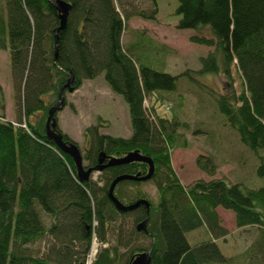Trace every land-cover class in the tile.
Masks as SVG:
<instances>
[{
    "label": "trees",
    "instance_id": "1",
    "mask_svg": "<svg viewBox=\"0 0 264 264\" xmlns=\"http://www.w3.org/2000/svg\"><path fill=\"white\" fill-rule=\"evenodd\" d=\"M57 1L6 0L0 6V49L9 52L18 113V120L6 117L0 85V264H88L95 237L101 244L92 264H131L153 240L150 264H234L237 258L226 257L218 243L229 230L217 208L232 210L238 228L254 227L247 231L257 230L264 240V184L251 188L242 181L215 178V161L201 155L197 165L214 178L184 185L174 170L172 151L180 139L186 141L179 129L188 124L176 114L154 115L155 106L148 108L146 101L176 91L179 79L190 80L192 75L223 73L233 85L237 67L244 82L240 93L209 87L210 94L225 124L254 150L260 162L257 174L264 178V0H179L177 28H207L211 37L192 40L214 50L201 57V69L178 75L154 68L140 41L123 43L132 16L157 19L158 0H151L150 10L134 12L123 3L121 11L116 0H62L71 10L66 28L58 32L56 52L55 32L62 20ZM102 73L128 104L132 134L114 136L103 133L100 124L90 125L83 150L61 129L58 112L66 105L67 91ZM64 86L63 107L55 114L58 136L78 145L85 169L99 165L102 158L108 163L135 152L152 158L155 171L150 179L122 180L114 191L125 205L148 200L149 211L145 204L122 211L109 193L117 177L144 176L149 163L107 166L97 179L93 174L98 171L85 179L72 155L49 136V111ZM150 180L158 189L157 203L142 187ZM128 214L134 218L129 237L123 238L120 227L117 240L111 241L114 222ZM147 218V230H139ZM197 230L204 235L191 243L187 233ZM140 235L149 239L148 246L135 244ZM46 239L49 249L43 251L39 243ZM255 260L264 264V251L255 254Z\"/></svg>",
    "mask_w": 264,
    "mask_h": 264
},
{
    "label": "rangeland",
    "instance_id": "2",
    "mask_svg": "<svg viewBox=\"0 0 264 264\" xmlns=\"http://www.w3.org/2000/svg\"><path fill=\"white\" fill-rule=\"evenodd\" d=\"M5 3L6 0H0L1 7ZM116 3L121 11L123 8L130 12L153 8L151 0H116ZM178 4L179 0H158L159 14L156 20L132 16L127 21L123 33L125 46L132 41H140L147 59H150V64L154 68L175 75L186 70L198 71L201 69V57L214 50V47L192 40L193 36L211 37L207 28L203 31L177 28L180 18L176 13ZM9 57L8 51L0 50V85L6 103V117L10 120H18ZM192 76L194 79L190 80L185 77L180 78L176 91L163 92L158 94L159 96L149 97L146 101L148 108L155 106L154 115L172 117L176 114L188 124L179 129L180 135H183L186 141L183 142L180 139L178 146L172 151L173 167L180 180L188 186L199 179H213L214 177L203 171L196 162L199 156L210 155L218 167L215 178H226L233 183L242 181L251 188L260 187L264 184V178L257 174L260 163L257 155L241 141L235 129L225 124L209 88L219 93H231L233 90L240 93L244 83L241 72L237 67L233 69V85L223 73ZM58 120L63 132L75 140L83 150L87 145L85 128L90 125L100 124L103 133L114 136L130 137L132 134L128 104L121 95L111 90L104 73L94 79L84 80L78 90L66 92V105L59 110ZM184 144L186 146H183ZM261 153L264 154V151ZM99 173L95 172L93 178L97 179ZM142 187L149 193L152 201L157 203L159 193L154 181L145 182ZM219 215L222 225L229 230L226 239L218 240L223 254L226 257L237 258L234 264H257L255 254L264 251V240L261 234H258L257 230H253V233L247 231L255 229L254 227L238 228L236 216L232 210L220 208ZM113 226L116 233L110 236L111 241L117 240L120 227L123 228L122 235L126 240L132 232L134 218L130 214L119 217ZM201 235H204L203 230L187 233L191 243L199 241ZM136 243L148 246L149 239L140 235ZM100 244L95 237L93 249L96 253L93 256L91 251L92 261L88 264L93 263ZM39 247L43 251L48 250L47 239L39 243ZM121 251H125V248L122 247ZM243 254L245 258L241 259Z\"/></svg>",
    "mask_w": 264,
    "mask_h": 264
},
{
    "label": "water",
    "instance_id": "3",
    "mask_svg": "<svg viewBox=\"0 0 264 264\" xmlns=\"http://www.w3.org/2000/svg\"><path fill=\"white\" fill-rule=\"evenodd\" d=\"M56 3H57V7H58L60 13L62 14L61 25L55 32V48H56V52H57L58 42H59L58 32H59V30L66 28L68 16H69L70 10H71V4L64 2L62 0H59ZM71 81L72 80L68 81V83L66 84L67 87L71 85ZM64 90H65V86L61 89V91L59 93L58 104L53 106L49 111V116L47 119V129H48L49 136L56 139V141L58 142V145L64 151H66L67 153L72 155V157H73V159L76 162V165L78 167L80 176L84 177L85 179H87L94 171L99 172L107 166L124 164V163H128V162L135 161V160L144 161V162L149 163L150 170L146 175H144V176H139V175H122V176H119L112 183V186H111L110 192H109L110 196L112 197L116 206L122 211H128V210L135 209L142 204H145L148 208V211H149L150 202L148 200L143 199V200L137 201L136 203H133L130 205H125L114 196V191H115L116 185L122 180L146 181V180L150 179L153 176L154 171H155V164H154L153 159L150 157L142 156L140 153L135 152V153H130V154H128L124 157H121V158H115L114 157L112 159H109L108 163H104V158H102L100 160L99 165L95 166L94 168L85 169L84 165H83V156H82V153H81L78 145L75 143H67L62 138H60V136H58L57 132L55 131L56 125H57L55 114L58 112V110L60 108L63 107V92H64ZM147 223H148V218L144 221V223H141L138 226V229L139 230H147ZM154 244H155V242L153 240V244H152L151 248L146 252L140 253L137 257H135L133 259L131 264H150L151 263V253H152V250L154 248Z\"/></svg>",
    "mask_w": 264,
    "mask_h": 264
},
{
    "label": "built area",
    "instance_id": "4",
    "mask_svg": "<svg viewBox=\"0 0 264 264\" xmlns=\"http://www.w3.org/2000/svg\"><path fill=\"white\" fill-rule=\"evenodd\" d=\"M91 251H92V253H93V256H94V254L96 253V250L92 248V250H91ZM90 255H91V254H90ZM93 256H92V257H93ZM89 261H90V262L92 261V259H90V256H89L88 263H89Z\"/></svg>",
    "mask_w": 264,
    "mask_h": 264
},
{
    "label": "crops",
    "instance_id": "5",
    "mask_svg": "<svg viewBox=\"0 0 264 264\" xmlns=\"http://www.w3.org/2000/svg\"><path fill=\"white\" fill-rule=\"evenodd\" d=\"M0 50H2V49H0ZM4 51H6V50H4ZM11 109H12V106H11ZM7 115H8V113H7ZM220 208H222V207H218V208H217L218 213H219V209H220ZM230 214H231V213H230ZM234 214H235V213H234ZM235 216H236V214H235ZM223 226H224V225H223ZM224 227H226V226H224ZM226 228H227V227H226Z\"/></svg>",
    "mask_w": 264,
    "mask_h": 264
},
{
    "label": "bare ground",
    "instance_id": "6",
    "mask_svg": "<svg viewBox=\"0 0 264 264\" xmlns=\"http://www.w3.org/2000/svg\"><path fill=\"white\" fill-rule=\"evenodd\" d=\"M153 205V204H152Z\"/></svg>",
    "mask_w": 264,
    "mask_h": 264
}]
</instances>
